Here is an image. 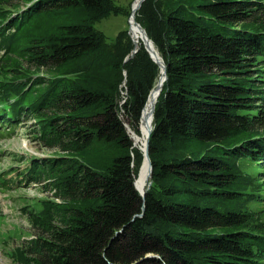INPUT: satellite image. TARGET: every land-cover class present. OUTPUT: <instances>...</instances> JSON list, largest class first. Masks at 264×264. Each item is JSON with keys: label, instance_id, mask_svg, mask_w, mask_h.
I'll use <instances>...</instances> for the list:
<instances>
[{"label": "trees", "instance_id": "16d2710c", "mask_svg": "<svg viewBox=\"0 0 264 264\" xmlns=\"http://www.w3.org/2000/svg\"><path fill=\"white\" fill-rule=\"evenodd\" d=\"M119 12L112 0H0L11 61L1 134L33 118L35 138L58 152L27 176L47 178L59 202L33 215L42 234L19 264H264V211L252 208L264 204V0H144L134 12L167 76L144 201L133 186L142 152L124 123L140 134L160 69L141 40L123 62L129 34L108 43L95 28Z\"/></svg>", "mask_w": 264, "mask_h": 264}, {"label": "rangeland", "instance_id": "374dc122", "mask_svg": "<svg viewBox=\"0 0 264 264\" xmlns=\"http://www.w3.org/2000/svg\"><path fill=\"white\" fill-rule=\"evenodd\" d=\"M112 1L121 7V12L100 17L95 24V28L105 35L108 43L114 42L120 32L128 31V17L133 2ZM5 53V50L0 48V67L6 62H11L9 55L5 56ZM8 72L9 78L16 75ZM0 80L4 78L0 77ZM123 94L125 92H122L120 97ZM120 117L122 119V116ZM34 127L33 118L21 120L15 129L8 132L9 135H2L0 127V264H19L22 257L19 252L22 249L28 250L30 241L42 234L38 226H35L33 215L45 212V202H59L47 178L39 181L27 180V176L32 177L31 167L34 163L58 154L35 138L34 131L37 128ZM252 208L253 211H264V204ZM256 217L257 224L264 225V212L256 213Z\"/></svg>", "mask_w": 264, "mask_h": 264}, {"label": "bare ground", "instance_id": "6f19581e", "mask_svg": "<svg viewBox=\"0 0 264 264\" xmlns=\"http://www.w3.org/2000/svg\"><path fill=\"white\" fill-rule=\"evenodd\" d=\"M139 2L140 0H134L132 2L131 10L133 11V15L128 20V25H129L128 33L134 45L133 49H138V42L140 40L142 41V43H144V37H143L141 28L134 24V12L136 11ZM149 49L153 54L156 55V51L154 50V47L152 44H149ZM159 69H160L159 75L155 81L153 88L151 89L148 95L147 101L141 112L140 122H139L140 134L139 135L135 134L129 128V134L132 137V141L134 142L135 147L138 146V148H140L141 152L144 149L147 132L149 128L151 127L152 109L159 95V92L161 90L162 83L164 81L163 68L159 67ZM148 178H149V165L145 159H142V162L140 164L138 173L134 181L135 188L137 189L139 193H142L145 191V186H146Z\"/></svg>", "mask_w": 264, "mask_h": 264}, {"label": "water", "instance_id": "95a60500", "mask_svg": "<svg viewBox=\"0 0 264 264\" xmlns=\"http://www.w3.org/2000/svg\"><path fill=\"white\" fill-rule=\"evenodd\" d=\"M134 1V0H133ZM144 0H140L138 6H137V10L139 9V7L141 6V3L143 2ZM136 14V13H135ZM133 15V11L130 10V14H129V17H128V20L130 17H132ZM142 30V33H143V37H144V43H143V47L144 49L147 51L149 57L152 59V61L158 65V67H162L163 68V74H164V81L166 80L167 76H166V66L163 62V60L161 59L160 55L158 54L157 50L155 49L152 41L149 39V37L147 36V33L145 32V30L138 24L136 23ZM128 33V31H127ZM147 42V43H146ZM149 44H152L153 47H154V50L156 51V55L153 54L150 49H149ZM138 49H132L129 56H126L124 61L123 62H126L130 57H132L136 52H137ZM125 76V74H124ZM125 83V80L123 81V84L124 85ZM151 91V90H150ZM150 93V92H149ZM160 93V92H159ZM159 96V95H158ZM158 98V97H157ZM157 101V100H156ZM156 101H155V104H156ZM155 104L153 106V109H152V119H153V111H154V107H155ZM124 126L127 130V132L129 133V127L126 123H124ZM153 129V126H151L147 132V137H146V140H145V145H144V149L142 150V159H145L147 162H148V165H149V178H148V183H147V187L145 189L144 192L142 193H139L137 191V189L135 188V185H134V181H135V178H134V181H133V186L135 188V190L138 192V194L141 196V199L142 201H144V197H145V193L146 191L149 189L150 185H151V172H152V165H151V162H150V158H149V153H148V150H149V136H150V133ZM130 136V134H129ZM130 139L132 140V137L130 136ZM133 146L135 147V144L133 142ZM140 150V148H138ZM141 151V150H140ZM143 209V208H142ZM139 216H141V214H139ZM146 257H150V255H147Z\"/></svg>", "mask_w": 264, "mask_h": 264}]
</instances>
